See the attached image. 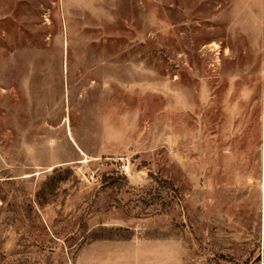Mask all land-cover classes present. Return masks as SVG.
Segmentation results:
<instances>
[{
  "label": "rangeland",
  "instance_id": "374dc122",
  "mask_svg": "<svg viewBox=\"0 0 264 264\" xmlns=\"http://www.w3.org/2000/svg\"><path fill=\"white\" fill-rule=\"evenodd\" d=\"M143 239L264 264V0H0V264Z\"/></svg>",
  "mask_w": 264,
  "mask_h": 264
},
{
  "label": "crops",
  "instance_id": "0c3cea01",
  "mask_svg": "<svg viewBox=\"0 0 264 264\" xmlns=\"http://www.w3.org/2000/svg\"><path fill=\"white\" fill-rule=\"evenodd\" d=\"M102 243V242H99ZM103 247H108V242H103ZM118 242L124 252L119 260L116 255L112 257L111 253L104 251L105 257L102 261L93 264H179L178 263V246L172 240H149L143 239L138 241ZM108 259V260H107Z\"/></svg>",
  "mask_w": 264,
  "mask_h": 264
}]
</instances>
